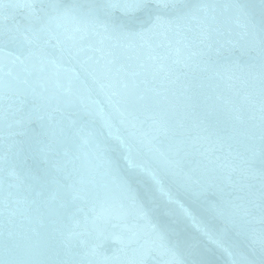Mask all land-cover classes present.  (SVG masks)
Instances as JSON below:
<instances>
[{"label": "water", "instance_id": "water-1", "mask_svg": "<svg viewBox=\"0 0 264 264\" xmlns=\"http://www.w3.org/2000/svg\"><path fill=\"white\" fill-rule=\"evenodd\" d=\"M129 2L0 0V264H264V0Z\"/></svg>", "mask_w": 264, "mask_h": 264}, {"label": "snow or ice", "instance_id": "snow-or-ice-1", "mask_svg": "<svg viewBox=\"0 0 264 264\" xmlns=\"http://www.w3.org/2000/svg\"><path fill=\"white\" fill-rule=\"evenodd\" d=\"M169 5L164 4L163 7H168ZM127 7L131 8H140V7H147L146 4H144L143 0H130Z\"/></svg>", "mask_w": 264, "mask_h": 264}]
</instances>
